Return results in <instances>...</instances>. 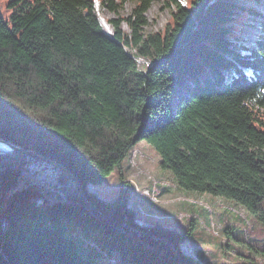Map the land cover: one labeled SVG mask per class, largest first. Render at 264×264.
<instances>
[{
  "label": "trees",
  "instance_id": "16d2710c",
  "mask_svg": "<svg viewBox=\"0 0 264 264\" xmlns=\"http://www.w3.org/2000/svg\"><path fill=\"white\" fill-rule=\"evenodd\" d=\"M97 1L0 12V139L32 153L0 149V264H204L182 249L189 231L140 224L124 192L88 184L145 140L179 187L264 224V0H168L162 32L144 28L153 0Z\"/></svg>",
  "mask_w": 264,
  "mask_h": 264
},
{
  "label": "rangeland",
  "instance_id": "374dc122",
  "mask_svg": "<svg viewBox=\"0 0 264 264\" xmlns=\"http://www.w3.org/2000/svg\"><path fill=\"white\" fill-rule=\"evenodd\" d=\"M8 1L0 0V12L5 16L10 11ZM167 2L153 0L146 11L145 31L162 32L171 21ZM96 4L98 8V1ZM261 4L262 0L257 3L259 9ZM133 6V1H127L119 13L128 15ZM97 13L110 35L111 27L104 20L114 14L105 10L103 13L97 10ZM251 18L248 17L245 26L247 44L254 41V24L249 26ZM121 28L128 30L126 24H122ZM135 59L141 68L148 64L144 58ZM159 161L154 148L141 140L109 175L100 183L90 182L88 188L107 200L124 192L127 204L134 210L135 219L140 224H161L189 231L182 249L194 255L202 252L204 264H264V256L259 251L264 249V224L230 199L179 187L173 173L161 167ZM99 259L100 264H130L118 261L115 255H99Z\"/></svg>",
  "mask_w": 264,
  "mask_h": 264
},
{
  "label": "water",
  "instance_id": "95a60500",
  "mask_svg": "<svg viewBox=\"0 0 264 264\" xmlns=\"http://www.w3.org/2000/svg\"><path fill=\"white\" fill-rule=\"evenodd\" d=\"M0 149H4V150H7V151H10V150H20V151H23L25 153H28V154H32L30 151H27L25 149H23L22 147H19V146H15V145H12L10 144L9 142L5 141V140H2L0 139ZM55 166H57L58 168H61V166L59 164H56V163H53ZM66 172V174L72 178L74 180V182L76 183V187L77 189L80 191V186L77 182V180L74 178L73 175H71L68 171L64 170ZM137 221V220H136ZM138 222V221H137ZM139 223V222H138ZM142 224V223H141ZM145 224V223H143ZM146 225H151V224H146ZM168 243V242H167Z\"/></svg>",
  "mask_w": 264,
  "mask_h": 264
},
{
  "label": "bare ground",
  "instance_id": "6f19581e",
  "mask_svg": "<svg viewBox=\"0 0 264 264\" xmlns=\"http://www.w3.org/2000/svg\"><path fill=\"white\" fill-rule=\"evenodd\" d=\"M103 21V20H102ZM104 22H105V20H104ZM106 23V22H105ZM106 26V25H105Z\"/></svg>",
  "mask_w": 264,
  "mask_h": 264
}]
</instances>
